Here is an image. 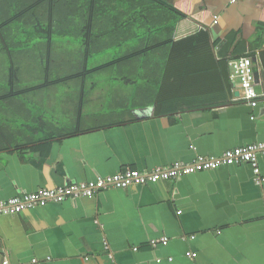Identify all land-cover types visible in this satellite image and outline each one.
I'll use <instances>...</instances> for the list:
<instances>
[{
  "label": "crops",
  "instance_id": "obj_1",
  "mask_svg": "<svg viewBox=\"0 0 264 264\" xmlns=\"http://www.w3.org/2000/svg\"><path fill=\"white\" fill-rule=\"evenodd\" d=\"M164 1L186 16L166 22L167 38L185 45L156 53L134 79L55 84L76 90L59 99L64 117L40 111L54 85L28 97L27 80L10 82L26 55L4 51L0 201L264 143V106L242 100L231 67L249 57L264 92V0ZM258 167L264 178L263 155ZM163 238L167 246H151ZM6 256L11 264H264V181L241 163L38 205L0 217V264Z\"/></svg>",
  "mask_w": 264,
  "mask_h": 264
},
{
  "label": "trees",
  "instance_id": "obj_2",
  "mask_svg": "<svg viewBox=\"0 0 264 264\" xmlns=\"http://www.w3.org/2000/svg\"><path fill=\"white\" fill-rule=\"evenodd\" d=\"M10 10L0 6V57L4 51L18 52L22 58L24 43L9 46L13 29L33 39L37 38L40 54L44 51L41 63L46 65V78H51L52 67L72 75L47 81L30 90L62 83H85L94 74L108 73L107 80H117L122 75L130 79L137 68L149 64L156 53L168 47L182 48L183 39L167 38L166 22L175 23L186 17L164 0H7ZM177 26V25H176ZM24 35V36H25ZM25 38V37H24ZM28 38V41H30ZM66 52L67 47H78V55L60 59L56 49ZM125 48L116 54L117 59L90 67V61L97 54L103 56L108 47ZM17 48V49H16ZM42 48V49H41ZM58 50V49H57ZM83 51V52H82ZM59 52V51H58ZM63 63V65H59ZM154 63V62H153ZM77 64V65H76ZM76 65V66H75ZM14 71V73H13ZM18 68H12L10 82L17 83ZM60 72L59 70L56 71ZM140 73V72H139ZM28 90V91H30ZM19 94V93H18ZM18 94H15L16 96Z\"/></svg>",
  "mask_w": 264,
  "mask_h": 264
},
{
  "label": "built area",
  "instance_id": "obj_3",
  "mask_svg": "<svg viewBox=\"0 0 264 264\" xmlns=\"http://www.w3.org/2000/svg\"><path fill=\"white\" fill-rule=\"evenodd\" d=\"M216 23V21H215ZM232 77L239 80L242 91V100L252 107L264 106V92L256 90L255 72L249 57H241L231 62ZM264 156V143H257L246 147H239L226 151L220 157H199L190 164L175 163L169 168L156 169L153 172L127 171L115 176L79 184H68L55 189H42L33 193H21L13 198L0 201V217L14 216L23 211L50 202H63L67 198H92L106 188H127L133 184L143 185L160 181L176 182L184 176L197 172L216 169L223 165H238L250 163L254 167L256 179L264 181L258 167L259 156ZM168 239L152 240L153 248L159 244L168 245ZM137 250V249H135ZM2 264H11L9 257H5Z\"/></svg>",
  "mask_w": 264,
  "mask_h": 264
},
{
  "label": "rangeland",
  "instance_id": "obj_4",
  "mask_svg": "<svg viewBox=\"0 0 264 264\" xmlns=\"http://www.w3.org/2000/svg\"><path fill=\"white\" fill-rule=\"evenodd\" d=\"M7 0H0V6L3 7L6 10H10V3L6 2ZM4 14L0 15L3 16ZM24 33H20L19 31H15V29L12 30L11 34H10V39H9V46L12 47L13 49V43L16 42H27L24 43L23 46L21 47L25 52L24 55H26V63L23 64L21 66L20 72L17 73V75L19 76V79L23 78L22 80H27L24 82H29L26 83V88L25 92H26V96L28 97H32V95L34 94V91L30 90L34 87H32L31 84H35V87H37L38 85L36 84H43V82L47 81L46 79L52 80L51 78H53L54 80L60 79L62 77H66L68 75H72L74 74V72H71V70L69 72H67V68H64V71H62L61 67L59 68H54L52 67V71L53 75H51V78H46V75L44 73V71L46 70V65L41 63V60H43L44 57V51H42V54H40V48L37 46V38L33 39L31 37L28 36H24ZM25 37V38H24ZM28 38L30 41H28ZM17 49V48H16ZM42 49V48H41ZM58 49V50H57ZM56 49V55L57 57H60V59H65L66 56L68 54H70L71 57H76L78 55V47L73 46V47H67L66 48V52H60V50H62V48L60 46H58ZM125 48H118L117 46H111L108 47V51H105V54L103 56L97 54L95 57H93V59H91L90 61V67L92 68L93 66L96 65H101L104 63H107L109 60L110 62H112L113 60L117 59L116 54L120 53V51H124ZM59 51V52H58ZM83 52V51H82ZM13 53L16 54V52ZM28 53H30V56L28 55ZM23 61V57L20 59ZM17 61V60H16ZM2 62H4V59L2 57H0V95H5V93L7 92V88H8V84L6 83V77H7V72L9 71L8 67L9 65H4L2 64ZM4 65V66H3ZM59 65H63V63L59 64ZM77 65V64H76ZM75 65V66H76ZM18 68V67H17ZM60 71V72H56V71ZM107 74L108 73H96L94 74L92 77H90L87 80V85L89 86V82L92 81H105L107 80ZM31 83V84H30ZM53 88L55 91H57V94L52 95L53 98V102L51 104H49V102L47 101V103L45 105H42L40 103V111L44 110L45 107V111H47V113H51L55 108L58 109V113L59 115H62V117H64L65 115H68V113H70L69 109H68V105L67 106H63L61 105V103L59 102V99H66L67 96L69 95H75L76 90H66V89H62L56 85H54ZM24 89V88H23ZM30 90V91H28ZM76 96V95H75ZM38 97V96H37ZM40 98V96H39ZM49 98V97H48ZM56 98H58V100L56 101ZM28 108H33L32 105H27ZM39 108V107H38Z\"/></svg>",
  "mask_w": 264,
  "mask_h": 264
},
{
  "label": "water",
  "instance_id": "obj_5",
  "mask_svg": "<svg viewBox=\"0 0 264 264\" xmlns=\"http://www.w3.org/2000/svg\"><path fill=\"white\" fill-rule=\"evenodd\" d=\"M255 77H257V78H258V75L256 74V75H255Z\"/></svg>",
  "mask_w": 264,
  "mask_h": 264
}]
</instances>
